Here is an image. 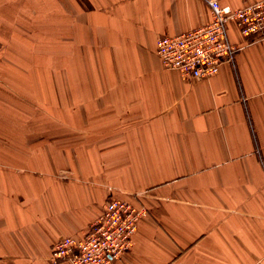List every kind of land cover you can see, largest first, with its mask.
<instances>
[{"label":"crops","instance_id":"obj_1","mask_svg":"<svg viewBox=\"0 0 264 264\" xmlns=\"http://www.w3.org/2000/svg\"><path fill=\"white\" fill-rule=\"evenodd\" d=\"M210 19L205 0H0V264H71L53 244L110 197L148 210L113 264H264V37L229 22L234 62L207 78L156 55ZM61 25L69 52L103 55L81 107L75 73L44 63Z\"/></svg>","mask_w":264,"mask_h":264},{"label":"built area","instance_id":"obj_2","mask_svg":"<svg viewBox=\"0 0 264 264\" xmlns=\"http://www.w3.org/2000/svg\"><path fill=\"white\" fill-rule=\"evenodd\" d=\"M210 22L176 36L156 41V55L165 70L188 78H207L218 73L223 63H233L238 47L230 42L227 24L234 23L244 37H264V0L242 7L205 0ZM148 210L127 200L110 197L99 217L80 239L63 236L53 244V263L113 264L129 251L140 218Z\"/></svg>","mask_w":264,"mask_h":264},{"label":"rangeland","instance_id":"obj_3","mask_svg":"<svg viewBox=\"0 0 264 264\" xmlns=\"http://www.w3.org/2000/svg\"><path fill=\"white\" fill-rule=\"evenodd\" d=\"M66 32H67V27L61 25L60 26L61 37H60L58 52H55V50H51L49 48L53 44H47V43L44 44L45 52H48L54 56V57H51V55L49 54L45 56L44 63H45V66L55 65V66H58L59 68L70 69L72 70V72L75 73L74 75H72L76 83V85H74V91L72 90V87L67 88L66 83L62 84L61 88H65L63 90L68 89L69 93L73 94L72 96L73 99H77V101L75 102L76 107H81L82 102H79L78 100L84 101L85 99L89 98L88 94L92 93V91L89 90L88 87L84 90L83 87L81 86V84L83 83H88V81L84 78V76H82L81 72H88V71L92 72L90 77H91V83L93 85L95 83L103 84V55H101L102 58H90L89 59L87 57L81 56L78 52H76V55L69 52L67 50V46L69 45V43L62 41L63 38H66V36H62V35L65 34ZM238 32L239 34H241L240 31ZM228 37H229V34H228ZM62 115L66 116L67 114L62 113V108H61V116ZM61 125L63 126L64 124H61ZM94 125L96 124H91L92 127L89 126L87 127V129L92 130V128H94ZM78 127L79 126H77V128ZM76 130H79V129H76Z\"/></svg>","mask_w":264,"mask_h":264}]
</instances>
